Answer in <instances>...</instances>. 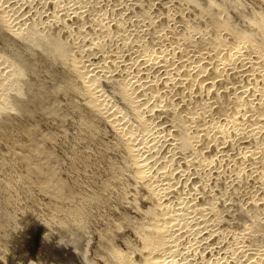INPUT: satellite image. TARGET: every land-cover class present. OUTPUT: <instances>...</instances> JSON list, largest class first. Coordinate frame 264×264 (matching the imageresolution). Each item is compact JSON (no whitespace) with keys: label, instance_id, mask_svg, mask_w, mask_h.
I'll list each match as a JSON object with an SVG mask.
<instances>
[{"label":"bare ground","instance_id":"1","mask_svg":"<svg viewBox=\"0 0 264 264\" xmlns=\"http://www.w3.org/2000/svg\"><path fill=\"white\" fill-rule=\"evenodd\" d=\"M0 43V109L58 75L122 158L100 264H264V0H0Z\"/></svg>","mask_w":264,"mask_h":264},{"label":"rangeland","instance_id":"2","mask_svg":"<svg viewBox=\"0 0 264 264\" xmlns=\"http://www.w3.org/2000/svg\"><path fill=\"white\" fill-rule=\"evenodd\" d=\"M214 1L233 15L246 0ZM1 42L15 47L8 35ZM18 66V94L0 109V264H100L135 221L122 158L107 131L80 116L61 77L32 82Z\"/></svg>","mask_w":264,"mask_h":264}]
</instances>
